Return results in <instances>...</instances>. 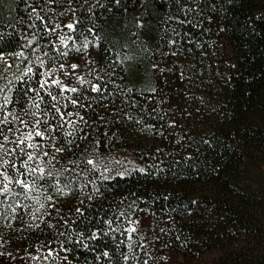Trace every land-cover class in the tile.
<instances>
[{"label": "trees", "instance_id": "16d2710c", "mask_svg": "<svg viewBox=\"0 0 264 264\" xmlns=\"http://www.w3.org/2000/svg\"><path fill=\"white\" fill-rule=\"evenodd\" d=\"M68 59L88 73L66 90L50 72ZM123 149L144 168L105 177L98 158ZM11 246L56 264H264V0H0Z\"/></svg>", "mask_w": 264, "mask_h": 264}, {"label": "rangeland", "instance_id": "374dc122", "mask_svg": "<svg viewBox=\"0 0 264 264\" xmlns=\"http://www.w3.org/2000/svg\"><path fill=\"white\" fill-rule=\"evenodd\" d=\"M146 0H142L145 2ZM90 59L95 52L93 48L90 47L87 49ZM86 57H84L85 59ZM93 58V57H92ZM88 66L86 63L77 64L71 59H68L66 62L61 63V65L55 69H51L50 76L51 80L54 82H59L62 84L64 89H73L77 85L82 84L86 81V77L84 74L88 73ZM131 73V75H130ZM134 70L129 71V77L135 79L134 84H136V88L146 87L145 89H149L151 85L152 74H133ZM133 84V83H132ZM132 86V85H131ZM96 88V86H93ZM74 108V107H70ZM73 119H77L74 115H70L68 117V121H72ZM38 141V140H37ZM42 141V140H41ZM40 142V141H39ZM98 163L101 165V170L104 173L105 177H111L114 175H125L130 171L135 169H143V164L137 159L133 150L123 149L117 150L108 155H102L98 158ZM94 163V161H93ZM140 221L136 220L132 229L135 231L139 230ZM149 244V243H148ZM38 252V251H37ZM52 251L43 249L38 253L27 254L19 247H9L6 250H0V264H56L55 259L51 258Z\"/></svg>", "mask_w": 264, "mask_h": 264}]
</instances>
